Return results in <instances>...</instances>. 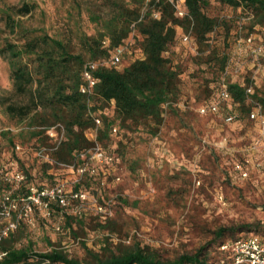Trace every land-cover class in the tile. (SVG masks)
<instances>
[{"label": "trees", "instance_id": "1", "mask_svg": "<svg viewBox=\"0 0 264 264\" xmlns=\"http://www.w3.org/2000/svg\"><path fill=\"white\" fill-rule=\"evenodd\" d=\"M183 1L188 13L180 16L175 3L181 0H100L95 9L88 8L92 25L87 29L82 24L83 17L73 22L75 10L81 16L82 3L72 0L60 29L52 30L28 22V17L40 8L37 0L14 4L0 0V57L7 61L11 81L9 90L0 94L6 117L0 128V141L27 174L17 191H25L28 184L54 185L68 179L71 173L62 169L60 163L87 161L88 151L96 141L116 157L107 168L114 170L115 165L128 158V148L135 146L138 139H146L153 143L149 154L153 163L162 166L168 162L178 169L182 163L173 154L170 137L165 134L175 128L170 117L177 118L179 131L186 128L183 117L190 112V106L179 107L178 103L191 76L202 77L198 85H203L207 94L196 102L218 106L216 111L203 115L212 117L223 111L224 117L235 115L228 125L253 122L249 117L252 100L262 105L264 113V88L258 83L264 76V0ZM183 31H191L196 53L181 44ZM132 32L133 48L142 56L123 68L100 65L94 72L97 82L93 93H83L80 86L85 63L109 57ZM234 44L240 52H233ZM243 55L249 56L250 64L241 59ZM188 61L194 65L191 72L185 66ZM236 65H241L242 71L229 74L230 98L223 100L220 76ZM250 86L252 93L247 91ZM99 109L102 121L94 140L86 132L96 127L92 113ZM56 124L64 128L61 141L47 132ZM170 135L178 139L174 132ZM17 145L32 155L30 164H25ZM42 147L51 148V160L38 154ZM142 160H132L134 169ZM239 161L242 157H233L232 166L226 171L228 179L245 180L234 169ZM103 168L96 165L95 173L84 175L74 188L93 192L99 203L112 207L118 196L102 194L106 188ZM0 175L2 194L10 184ZM45 219L62 224L60 238L52 239L47 230L35 238L29 224L20 222L0 239V264H227L232 262L233 254L222 249L226 240L254 231L264 240L262 220H239L218 226L212 237L193 251L165 258L153 244L110 240L114 233H121V225L115 218H104L94 207L79 215L66 214L55 203ZM87 226L101 234L98 247L89 246L87 238L82 237L87 235ZM69 236L80 243L82 253L66 243Z\"/></svg>", "mask_w": 264, "mask_h": 264}, {"label": "rangeland", "instance_id": "2", "mask_svg": "<svg viewBox=\"0 0 264 264\" xmlns=\"http://www.w3.org/2000/svg\"><path fill=\"white\" fill-rule=\"evenodd\" d=\"M2 1L14 4L22 0ZM37 1L40 8L28 17V22L35 26H47L52 30L60 29L70 12L72 0ZM98 2L100 0H81V16L75 10L73 22L83 17L82 24L89 29L92 23L87 17L88 8L92 6L95 9ZM232 50L240 52L235 44ZM131 57L126 55L119 68L129 64ZM241 59L250 64L249 56L243 55ZM185 66L190 72L194 69L190 61ZM201 81L200 76H191L188 79L184 86L187 100L206 97L203 85H198ZM10 82L7 61L0 57V94L9 90ZM258 83L264 88V76ZM189 109L190 112L183 117L185 130L179 131L175 125L178 123L177 118L170 117L175 128L165 134L170 137L172 152L179 158L181 167L176 169L168 162H164L162 166L153 163L154 160L149 155L153 143L146 139H138L135 146L128 148V158L115 165L114 170L104 166L102 181L106 188L102 194L111 198L118 196L111 207L113 214L110 217L115 218L122 228L121 233L112 234L110 240L113 242L128 244L140 241L141 244H153L163 257L173 258L182 252L193 251L206 242L212 237L213 230L221 224H232L239 220H262L264 223V176L255 179L258 173L254 171L249 178L237 181L228 179L226 174L232 166L233 157L240 158L246 144L257 135V123L247 121L245 124L228 125L223 111L210 117L200 114L193 106ZM4 117L0 106V128L6 118ZM12 129L16 127L12 126ZM171 132L177 134L178 139L170 135ZM86 133L91 137L89 130ZM221 141L224 142L223 148L219 146ZM17 149L25 159V164L33 161L32 155L21 146ZM11 156L12 152L0 141V172L12 170L14 160ZM138 157L143 160L134 169L132 160ZM32 167L35 172L36 164ZM94 194H90L87 203L89 208L94 207ZM40 216L43 217L42 214H36L34 222L28 223L32 235L40 238L44 230H47L52 239L60 238V231L54 227L58 222L50 223L46 217L40 219ZM86 232L87 235L82 234V237L87 238L88 245L98 247L101 244V234L89 226ZM250 233L241 232L238 236H247ZM105 234L108 235L109 232ZM66 240L75 252L82 253L80 243L73 236Z\"/></svg>", "mask_w": 264, "mask_h": 264}, {"label": "built area", "instance_id": "3", "mask_svg": "<svg viewBox=\"0 0 264 264\" xmlns=\"http://www.w3.org/2000/svg\"><path fill=\"white\" fill-rule=\"evenodd\" d=\"M175 6L180 16H184L188 13L183 0L179 3H175ZM249 40H251V38H249ZM134 44L135 33L132 32L124 43L114 47L109 57L87 61L82 70L83 82L80 86V90L88 95L93 93V88L97 82L94 72L100 65L119 68L126 55L132 56V60L136 57H141L142 53L133 48ZM181 44L185 45L191 52H197L192 41L191 31L181 32ZM240 71H242L241 65H236L220 76V95L223 100L230 98L227 81L229 74H237ZM247 91L252 93V86H250ZM252 101L253 107L249 117L258 122V133L253 139L252 144L249 145V149L257 150L264 146V113L262 105L257 101ZM217 108L218 106L216 103L207 105L202 104L198 107V111L201 114H205L209 110L216 111ZM100 113V109L92 113L96 122V127L88 129L91 137L87 136L94 140H96L97 137V127L102 121ZM234 117V114H230L224 117V120L230 122ZM47 132L58 141L64 138V128L60 124L48 127ZM116 132L117 127H114L113 133ZM19 147L20 146L17 145V148ZM50 151L51 148L42 147L38 149V154L47 160H51ZM88 154V160L83 163H60L62 169L68 170L71 173L68 179H62L54 185L28 184L27 189L23 192L17 191V189L24 185L27 174L16 162H12V170H3L0 172V174L2 173L4 181L10 184V188L4 191L0 197V239L8 236L10 232L14 231L20 222L33 223L36 214H42L46 218L49 217L52 213V206L55 203L61 208L62 212L66 214L79 215L87 211L89 209L87 203L91 193L82 189H75L74 184L87 173H95L96 165L111 166L116 161L114 154L105 151L98 141H96L95 145L88 151ZM247 161L246 159H242V161L234 164V169L238 170L241 177L244 179L249 178L251 173L250 169L247 167ZM255 166L256 168H263L264 158L257 161ZM117 179H120V176H117ZM93 201L95 211L101 213L104 218L110 217L113 214L110 206L99 203L96 197H93ZM54 227L57 231H62V224L60 222L56 223ZM221 247L224 250H230L233 254L232 262L227 264H264V240H262L257 233L252 232L247 236L226 240Z\"/></svg>", "mask_w": 264, "mask_h": 264}, {"label": "crops", "instance_id": "4", "mask_svg": "<svg viewBox=\"0 0 264 264\" xmlns=\"http://www.w3.org/2000/svg\"><path fill=\"white\" fill-rule=\"evenodd\" d=\"M190 100H187V98L185 96H183V99L180 103H178L179 107H185L186 105H189L190 107H195V109H197L198 111V107H200L203 103H198L196 102L195 98H192ZM195 102V103H193ZM252 120V119H251ZM254 122L257 123L258 126V122L254 120ZM223 144L224 142L221 141L219 142V146L223 148ZM227 152L229 153V150L226 149ZM225 152V153H227ZM241 157L242 159H246L247 161V167L250 169V172H254L256 171L258 173V175L255 177V179L261 178L264 176V171H262L263 168H256L255 163L257 161H259L260 159L264 158V146H262L261 148L257 149V150H251L249 149V146L246 149H243L241 152ZM257 181V180H256Z\"/></svg>", "mask_w": 264, "mask_h": 264}]
</instances>
